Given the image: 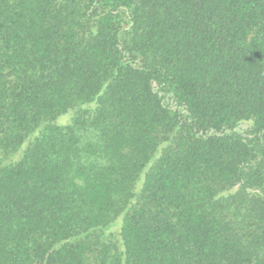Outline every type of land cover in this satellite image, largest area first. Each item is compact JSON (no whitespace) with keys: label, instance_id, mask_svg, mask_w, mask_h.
Listing matches in <instances>:
<instances>
[{"label":"trees","instance_id":"trees-1","mask_svg":"<svg viewBox=\"0 0 264 264\" xmlns=\"http://www.w3.org/2000/svg\"><path fill=\"white\" fill-rule=\"evenodd\" d=\"M0 264H264V0H0Z\"/></svg>","mask_w":264,"mask_h":264}]
</instances>
